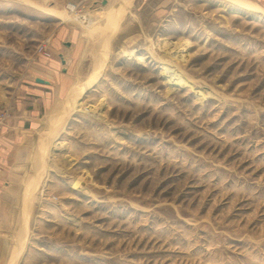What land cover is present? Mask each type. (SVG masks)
<instances>
[{"label": "rangeland", "instance_id": "rangeland-1", "mask_svg": "<svg viewBox=\"0 0 264 264\" xmlns=\"http://www.w3.org/2000/svg\"><path fill=\"white\" fill-rule=\"evenodd\" d=\"M106 1L0 0V264H264V0Z\"/></svg>", "mask_w": 264, "mask_h": 264}, {"label": "crops", "instance_id": "crops-1", "mask_svg": "<svg viewBox=\"0 0 264 264\" xmlns=\"http://www.w3.org/2000/svg\"><path fill=\"white\" fill-rule=\"evenodd\" d=\"M38 77L48 80L49 83H40L36 81L37 84L30 87V92H33L34 96L30 97L28 100H21L20 105L15 111V115L12 117L14 118L13 122H10L7 130H4L5 132H0V230L8 231V229H10V225L7 223L9 220L11 221V218L16 211L15 196L14 193L12 194L8 186L11 179L14 177L13 171L15 168L13 166L14 164L8 162V159L5 158L4 144H13L12 139L14 135L19 133L18 131H24L27 123L33 124L39 119V113L45 103V93H48L46 89L52 81L49 78L42 76H36L35 80ZM46 99L50 100V97H47ZM8 215L11 217H8ZM4 254L5 248L0 240V261Z\"/></svg>", "mask_w": 264, "mask_h": 264}, {"label": "bare ground", "instance_id": "bare-ground-1", "mask_svg": "<svg viewBox=\"0 0 264 264\" xmlns=\"http://www.w3.org/2000/svg\"><path fill=\"white\" fill-rule=\"evenodd\" d=\"M70 6V8L71 9H73L74 10V6H72V5H69ZM119 10V9H118ZM121 11V10H120ZM119 12V11H118ZM114 14V13H113ZM109 15V14H108ZM119 15V14H118ZM65 14L62 16L63 18H65ZM110 16V15H109ZM108 16V17H109ZM113 16V15H112ZM112 16H110V17H112ZM86 17V16H85ZM85 19V18H84ZM90 19V18H89ZM110 19V18H109ZM108 19V20H109ZM91 20V19H90ZM109 21H111V20H109ZM89 22V21H88ZM87 25H89V23L87 24ZM105 54V53H104ZM101 56V55H100ZM101 58H102V56H101ZM101 59H99V61H100ZM105 60V59H104ZM99 61H97L98 63H99ZM94 62H95V60H94ZM96 63V62H95ZM103 64V63H102ZM101 65V64H100ZM96 66V65H95ZM97 67V66H96ZM94 68V70H95V72L91 75V77H90V80H89V82L88 83H86V84H84L79 90H77V91H75L74 89L69 93V95L66 97L67 98V104L69 105V107H70V109L73 111V110H78V108L82 105V103H81V97H82V95H83V93H84V91L88 88V87H90V85L92 84V82H94L97 78H98V76H99V74H100V70H101V66L100 67H98V68ZM103 69V68H102ZM75 88V87H74ZM58 106V105H57ZM61 106V105H60ZM59 106V107H60ZM83 106V105H82ZM81 106V107H82ZM63 107H64V105H63ZM85 107V106H84ZM62 109V108H61ZM68 109V108H67ZM62 111H64L65 112V110L64 109H62ZM60 113H62L61 111H60V109H58V108H55L54 109V113L52 114V116H51V118H50V122H53V123H55V121L58 119V116H59V119L58 120H60L61 119V117H60ZM66 113V112H65ZM61 116H62V114H61ZM63 118V117H62ZM57 124V123H56ZM56 124L55 125H53V126H56ZM52 124H50V126H51ZM49 126V127H50ZM51 130V129H50ZM49 133V132H48ZM55 136V135H54ZM43 139V138H42ZM44 145V144H43ZM47 145V144H46ZM41 147V146H40ZM43 151V150H42ZM43 161V160H42ZM41 161V162H42ZM33 177V176H32ZM36 178V177H35ZM33 179V178H32ZM26 234V233H25ZM24 237V239H25V236H23ZM21 239H23V238H21ZM20 241V240H19ZM22 241H24V240H22ZM21 241V242H22ZM18 242V241H17ZM25 242V241H24ZM17 245V244H16ZM24 246V245H23ZM23 246H21V248L23 247ZM17 247V246H16ZM20 247V246H19ZM23 249V248H22ZM21 249V250H22ZM20 250V249H19ZM18 254H20V251L18 252Z\"/></svg>", "mask_w": 264, "mask_h": 264}, {"label": "built area", "instance_id": "built-area-1", "mask_svg": "<svg viewBox=\"0 0 264 264\" xmlns=\"http://www.w3.org/2000/svg\"><path fill=\"white\" fill-rule=\"evenodd\" d=\"M69 8H70V6H69ZM76 8V7H75ZM71 9V8H70ZM71 10H73V9H71ZM9 117V114H8V111H6V112H0V130L3 128V126L5 125V123H6V120H7V118Z\"/></svg>", "mask_w": 264, "mask_h": 264}, {"label": "water", "instance_id": "water-1", "mask_svg": "<svg viewBox=\"0 0 264 264\" xmlns=\"http://www.w3.org/2000/svg\"><path fill=\"white\" fill-rule=\"evenodd\" d=\"M106 2H107L106 0H103V4H106ZM61 57H62V61H63V63H66V60H65L64 56L61 55ZM36 81H37V82H40V83H49L48 80H45V79L40 78V77L36 78Z\"/></svg>", "mask_w": 264, "mask_h": 264}]
</instances>
